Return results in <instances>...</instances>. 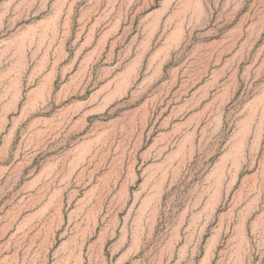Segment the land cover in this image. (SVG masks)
Masks as SVG:
<instances>
[{"label": "rangeland", "instance_id": "rangeland-1", "mask_svg": "<svg viewBox=\"0 0 264 264\" xmlns=\"http://www.w3.org/2000/svg\"><path fill=\"white\" fill-rule=\"evenodd\" d=\"M0 264H264V0H0Z\"/></svg>", "mask_w": 264, "mask_h": 264}]
</instances>
